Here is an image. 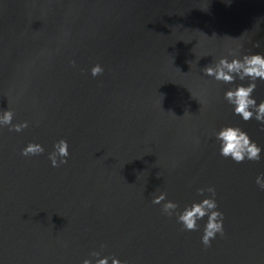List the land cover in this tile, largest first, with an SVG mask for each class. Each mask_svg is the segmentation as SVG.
I'll return each mask as SVG.
<instances>
[{
    "label": "water",
    "instance_id": "1",
    "mask_svg": "<svg viewBox=\"0 0 264 264\" xmlns=\"http://www.w3.org/2000/svg\"><path fill=\"white\" fill-rule=\"evenodd\" d=\"M229 52L264 54V0H0V109L29 122L0 130V264H264V151L235 163L213 135L239 125L264 149V125L202 72ZM29 142L44 153L22 156ZM208 187L224 234L205 247L207 217L186 231L151 201L182 210Z\"/></svg>",
    "mask_w": 264,
    "mask_h": 264
},
{
    "label": "clouds",
    "instance_id": "2",
    "mask_svg": "<svg viewBox=\"0 0 264 264\" xmlns=\"http://www.w3.org/2000/svg\"><path fill=\"white\" fill-rule=\"evenodd\" d=\"M74 64L75 62L72 61ZM104 71L101 64H94L90 68L92 77L99 76ZM203 75L211 77L216 81L225 84L234 85L224 91V100L232 106L233 115L238 116L242 121L247 122L255 120L264 125V100L257 102L253 95L258 82H264V54L241 53L235 54L229 52L227 56L219 57L215 62L206 65L202 69ZM240 81L241 83H236ZM244 81H247L244 83ZM14 112L10 107L0 109V130L6 126L9 131L21 132L29 126L27 120L19 123H13ZM218 143V152L221 157L231 159L235 163H242L245 160L259 161L264 149L259 146L247 131L239 125L225 124L220 126L213 133ZM42 144L37 142L27 143L20 154L25 157L36 156L44 153ZM68 141L61 138L53 144V150L48 153V159L52 167H58L67 164L69 157ZM256 184L264 189V174L256 177ZM201 195L205 191L211 195L204 196L198 202L193 201L186 205L182 210H178L176 202L166 198V193L152 197L153 204L162 205V211L171 216L176 215L177 222L184 230L195 231L199 228L198 221L207 217L203 224L201 243L208 247L217 235L224 234V214L219 210L215 199V189L197 190ZM95 259L85 258L82 264H126L116 256H101L99 252H93Z\"/></svg>",
    "mask_w": 264,
    "mask_h": 264
}]
</instances>
